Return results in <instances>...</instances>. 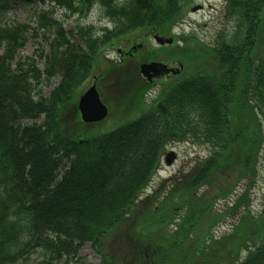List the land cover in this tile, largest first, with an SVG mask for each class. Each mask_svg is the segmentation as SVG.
I'll use <instances>...</instances> for the list:
<instances>
[{"label": "trees", "instance_id": "obj_1", "mask_svg": "<svg viewBox=\"0 0 264 264\" xmlns=\"http://www.w3.org/2000/svg\"><path fill=\"white\" fill-rule=\"evenodd\" d=\"M194 1L0 0V264H264V209H250L264 150V0H225L234 29L219 30L213 44L188 33L174 35L173 49L107 56L134 34L169 32ZM31 3L33 22L2 20L10 4ZM94 3L111 27L69 30L55 16L57 8L84 16ZM29 38L36 47L22 56ZM159 50L183 68L148 82L139 63ZM110 73L116 95L103 96L115 125L107 129L105 120H81L75 92ZM180 142L207 152L178 182L163 179L142 195L164 149ZM240 209L232 231L215 239L209 230ZM202 221L209 241L195 239ZM144 223L154 231L139 232ZM107 241L115 252L105 253ZM86 243L98 262L78 255Z\"/></svg>", "mask_w": 264, "mask_h": 264}, {"label": "rangeland", "instance_id": "obj_2", "mask_svg": "<svg viewBox=\"0 0 264 264\" xmlns=\"http://www.w3.org/2000/svg\"><path fill=\"white\" fill-rule=\"evenodd\" d=\"M202 4L203 6L198 8L196 7L195 11L187 10L184 15L182 16V20L175 25L172 29H170L171 33L175 34H181L182 32L184 34L188 33H194L196 34L200 39H202L206 43H212L215 39L217 33L219 30L226 32H232L234 29V22L230 18L224 16L223 7L225 4V0H196L194 1L193 5L195 4ZM37 6L35 3H31L30 6L27 5H10L9 8L4 12V15H2V20H15V21H28L30 22L34 21V17L30 14L31 9L33 7ZM55 16L59 19H62L64 22V26L66 29L74 30L75 25L77 23L80 24H92L94 26L98 25H111V23L101 14V10L98 6H95V8L88 13H86L84 16H76V15H65V12L62 9L57 8L55 10ZM221 31L219 33H221ZM224 32V31H223ZM166 35H170L168 32L164 33ZM135 36H137L135 38ZM134 37V38H133ZM144 38L143 41H140L141 38ZM132 39L128 42H121V44H116L112 47H110L108 52V57L113 59H118L119 54L117 52V49H127L131 44H137L142 42V48H137L136 52H141L143 50H150L152 48H157V44L152 38V35H148V33H145V35L141 36L138 34H134ZM39 40V38H37ZM127 41V40H126ZM181 40L175 37V40L169 45L164 44L163 46L168 48L170 46L172 49L175 45H180ZM260 50L264 51V42L262 41L260 43ZM36 47L35 42L32 38H29L23 48L20 50V55H30L34 48ZM160 53L157 55L154 59L162 60L160 56L164 54V51L159 50ZM138 53V54H139ZM264 55V53H263ZM128 60V59H127ZM168 64L172 66H177L178 62L175 60H169L166 61ZM42 67V65H39ZM182 70V69H181ZM59 77H54L50 84L45 85V87L41 90V94H48L49 91L54 87V85L59 81ZM94 80L96 87L98 88L99 93L103 98H105L103 95H105L108 100H113L112 98L116 95V87L112 86L111 82L113 81V74L110 73V75H106V80H97L96 78H92L89 76L84 82L81 83L80 88L76 90V96L79 95L80 90H84L89 83ZM159 80V82H161ZM159 86V83L155 85L153 88L149 90V92L146 95V100H150V98L154 95V93L157 91V88ZM106 99V98H105ZM104 99V101L107 103V101ZM108 104V103H107ZM101 122V121H100ZM105 124L108 128H111L115 124H112V120L110 118H107L105 120ZM95 126V124L93 125ZM100 127V126H99ZM264 129V128H263ZM176 151L177 153V159L174 161L171 165H166L163 162H161L159 169L156 171V173L153 176L151 184L145 189L144 193L142 195H149L151 191L158 185L163 179H169L172 176H176V179L172 181L178 182L177 179L179 172H181L183 169L188 168L194 159L200 158L206 153L207 148L203 147L202 145H192L190 143H175L171 144L168 147H166L165 150ZM263 156H261V160L258 165V175L255 180V184L251 190L250 200H251V213L253 216H257L263 212L264 209V150H263ZM170 185V183L166 184V187ZM243 185H239L238 189L235 194L238 193ZM233 194V195H235ZM234 196H232V199ZM225 204L224 200H218L217 205L215 206L216 209H221L223 205ZM242 209H240L238 214L229 215L225 217L223 220L218 222L214 227H212L209 232H211L214 235V238L217 239L221 237L222 235H225L227 233H230L233 229V226L238 222L240 215L242 214ZM174 225L169 224L168 231L174 230ZM136 229L144 234H148L150 231H154L150 226L144 224H141L136 227ZM194 235V234H193ZM221 235V236H220ZM201 238H205L208 240V236L206 233V223L200 222L197 226L196 232H195V239L199 240ZM112 242H106L105 253L106 252H115ZM115 247V245H114ZM252 247V246H251ZM241 253L238 254L239 259H242L247 251L244 249H241ZM78 255L85 260L92 261V262H98L99 257L97 253L94 251V249L91 247L90 243H86L78 252ZM36 255L33 256L35 258ZM224 260L226 262H230V258L228 254H224ZM59 264V263H58ZM125 264H129L128 260L125 261Z\"/></svg>", "mask_w": 264, "mask_h": 264}, {"label": "water", "instance_id": "obj_3", "mask_svg": "<svg viewBox=\"0 0 264 264\" xmlns=\"http://www.w3.org/2000/svg\"><path fill=\"white\" fill-rule=\"evenodd\" d=\"M197 6L192 7L195 10ZM154 39L158 43H170L171 37H163L158 34H154ZM181 67V64H180ZM179 68L168 66L167 64L151 60L149 62H143L140 64V72L150 80L152 77L159 76L168 72L176 73ZM77 108L80 113V117L84 122H94L103 119L107 114V106L101 100L99 93L94 83H92L80 96L77 101ZM176 157L174 151H168L165 153L164 161L170 164Z\"/></svg>", "mask_w": 264, "mask_h": 264}, {"label": "flooded vegetation", "instance_id": "obj_4", "mask_svg": "<svg viewBox=\"0 0 264 264\" xmlns=\"http://www.w3.org/2000/svg\"><path fill=\"white\" fill-rule=\"evenodd\" d=\"M121 54H123V53H121Z\"/></svg>", "mask_w": 264, "mask_h": 264}]
</instances>
